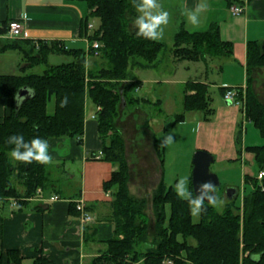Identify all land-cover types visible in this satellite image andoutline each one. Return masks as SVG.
I'll use <instances>...</instances> for the list:
<instances>
[{"label":"trees","instance_id":"16d2710c","mask_svg":"<svg viewBox=\"0 0 264 264\" xmlns=\"http://www.w3.org/2000/svg\"><path fill=\"white\" fill-rule=\"evenodd\" d=\"M80 1L88 7L81 30L90 41H99L98 54L94 49L68 48L62 43L43 40L38 41V48L35 49L28 39L19 40L28 43L25 61L29 67L37 64L47 66L40 73L0 74V96L12 99L9 112L0 122V200L15 197L18 198V205L24 204L38 187L43 190L51 185L46 165L36 162L26 165L11 160L9 153L13 146L6 143L7 138L13 134H23L25 140L37 136L47 140L80 137L84 133L85 103L89 101L95 108L100 106L94 111L101 140V158L114 166L110 177L103 181L104 190L111 194L114 235L105 241V251L94 258L93 264H162L166 259L171 264H254L250 255L264 253V143L244 146L254 155L257 173L262 170L263 174L261 178L257 177V173L254 176L243 175V189L238 203L234 201L239 194L237 190L232 198H227L222 210L209 206L198 221H193L188 203L176 196L173 184H167L161 174L151 194L153 217L148 216L145 211L146 197L132 195L129 190L130 171L125 140L117 120L121 106L151 102L149 98L135 95L141 80L133 77L131 69L156 66L158 53L165 44L135 35L136 30L130 25L137 15L132 0ZM227 1L229 5L232 3V0ZM89 16L98 19L97 26L91 22V29L88 28ZM5 47L22 46L16 41L7 43ZM51 52L67 54L71 60L48 64ZM86 53L93 59L87 70ZM172 53L177 61L200 60L207 64L208 56L231 58L233 45L220 37L216 22L209 23L203 30L192 31L181 22L173 34ZM262 65L264 40L247 41L246 84L244 92L241 90L238 93V107L241 122H252L264 137V102L252 87L253 71ZM205 69L207 72V65ZM209 86L208 81L200 78L184 81L183 111L174 114L170 126L184 121L186 111H201L204 119L213 116ZM21 87L31 91L18 106L14 97H17ZM227 87L242 86H218L222 97ZM65 96L68 104L61 107L60 102ZM52 98L54 109L49 113L47 103ZM151 103L156 105L159 114L163 112L161 99ZM241 135L239 130L236 138L239 153ZM154 145L163 164L164 147L157 140ZM188 178L192 188L191 173ZM219 196L222 197L221 194ZM33 208L39 209L40 206ZM69 208L77 212L72 201ZM7 256L15 264H21V256L16 249H9ZM35 262L49 264L40 256ZM259 264H264V255H261Z\"/></svg>","mask_w":264,"mask_h":264},{"label":"crops","instance_id":"0c3cea01","mask_svg":"<svg viewBox=\"0 0 264 264\" xmlns=\"http://www.w3.org/2000/svg\"><path fill=\"white\" fill-rule=\"evenodd\" d=\"M177 1L181 14L182 9H194L198 3L207 4V9L202 12L206 17L201 24L208 25L211 22L218 24L220 37L233 44V58L236 61L230 62L231 57L227 58L225 63L218 65L216 69L219 72V84L217 85L245 86L246 43L249 40H264V0H232L230 5L227 0H217L219 4L217 8L212 7L213 0ZM231 5L240 6L243 10L237 15H232ZM212 12H217V15L211 14ZM87 13L86 3L80 0H0V24L11 18L23 19L30 33L28 43H33L32 48L35 47L33 40L35 39L37 42L39 40L58 42L68 48L86 49L89 39L81 30V22ZM181 22L187 26L188 20L185 17V21ZM198 26L204 27L200 24ZM16 41L22 47H5L7 43ZM28 43L7 39L0 28V74H21L26 71L29 67L24 62ZM229 64H232L229 66L232 73L230 72L226 77L223 75V70ZM207 76L208 73L204 72L202 76L195 78L211 84ZM252 78L253 90L264 102V65L253 71ZM175 81V79L167 80L169 83ZM177 96L179 101H182L183 94L179 93ZM158 99H161L163 111L161 114L167 115L169 112L166 111L164 99ZM11 105L10 97L0 96V122L9 112ZM211 105L214 108L212 118L202 117L197 123L199 127L194 150L205 149L214 156L233 148L228 131L237 121L238 115L234 108L235 104H227L220 92L219 97L212 98ZM90 107L92 110L88 114L87 110ZM133 108L131 112L126 111L133 119L136 112L145 115L139 106ZM94 110V104L86 101L82 136L48 140L49 151L53 156V163L46 165L51 185L43 189V192L45 196L58 194L60 196L58 199L50 202L28 200L13 208L9 200H0V264H15L8 259L9 249L17 250L21 256V264H37L35 259L39 256L45 258L49 264H93L94 258L105 251L107 247L105 241L114 235V221L111 194L104 190L103 181L110 177L114 166L110 161L101 158L102 153L99 158L95 156L101 150V140L98 137L95 118L91 117ZM128 114L120 113L119 121ZM217 125L221 130L216 129ZM143 138L152 144L153 153L150 162L153 168L155 167L154 172H157L158 177H161V174L164 177V162L161 164L156 154L155 137L144 134ZM263 143L242 142L238 159L244 165L243 175L256 174L252 172L251 167L247 169L254 163V155L244 149V146ZM125 150L127 157V145ZM235 156L232 154L227 158L234 159ZM147 180L143 177V186ZM60 182L66 184L64 188L67 189V193L64 195L60 191ZM77 200L83 201L85 210L92 217L90 221L82 222L79 212L69 208L70 201L75 205ZM35 205H39L40 208L34 209Z\"/></svg>","mask_w":264,"mask_h":264},{"label":"rangeland","instance_id":"374dc122","mask_svg":"<svg viewBox=\"0 0 264 264\" xmlns=\"http://www.w3.org/2000/svg\"><path fill=\"white\" fill-rule=\"evenodd\" d=\"M159 2L163 6V8L170 14L169 24L164 28V37L161 40L164 42L165 47L158 53V62L156 66L149 68L133 67L131 69V72L134 78L141 80L140 87L137 91L134 92L135 95L144 98H149L151 102H154L158 98H163L165 102L166 111L169 113H167V115H160L157 112L155 104L151 102H144L137 106H139L140 109L145 112V115L142 116L141 113L136 112L133 119L132 116L128 114V112L134 110L133 105L128 106L127 104L121 106L120 113L123 112L124 114L128 115H126L121 121L117 120L118 127H120V130L122 131V134L124 136L125 147L127 145L128 149L126 159L128 161L130 171V180L128 182L130 193L138 197H146L147 207L145 208V211L150 217H153L150 201L151 194L154 189L153 187L157 185V181H159L160 177H158L157 172H154L155 167L153 168V165L150 162L151 153H153L151 150L152 144L150 141H147L143 138L144 134H150L151 136L155 137V140H157L161 144L163 136L171 132L174 138V142L169 146L164 147L163 153V168L165 172L164 180L167 184L174 185L176 180H178L180 177H188L192 171V157L195 152V144H197L196 135L198 133L199 127V124L197 123L200 119H202L203 113L201 111H186L184 121L177 122L171 127L170 122L172 120L173 115L175 113L183 111L182 101H179V97L177 95L179 93L182 94L183 82L187 79H194L196 76H202V74H204L205 72V65H207V77L208 80L211 82V84H209V92L212 98L219 97V89L217 85L219 84V72L216 68L219 64H223L228 60L225 57L210 58L208 56L206 59L207 64H205L204 61L200 60L177 61L172 53L173 34L178 30L179 23L182 20L185 21L186 16L181 14V11L178 9L177 0H159ZM213 2L214 4H212V7L217 8L219 6L218 1L213 0ZM223 3L225 4V1H223ZM183 10L184 9H182V11ZM211 14L217 15V12H212ZM205 17V13L200 14L199 24L201 26L206 25L201 24ZM89 20L94 24V26L98 25V19L96 16H89ZM132 22L130 24L131 26ZM174 24L176 25V27ZM208 25L201 28L199 26H193L188 22L187 26H185L184 24V27L192 31L203 30L207 28ZM173 28L174 30H172ZM85 58V70H87L92 65L91 63L93 59L92 57H90L89 53H86ZM70 60L71 57L64 53H49L48 55V64H58ZM231 61L236 62L233 58V55L230 59V62ZM98 62L101 63L102 60L99 59ZM46 66V64L33 65L31 67H28L25 72L40 73ZM229 66H232V64H229L228 67H225V69L223 70L224 73L222 72L223 75L226 77L229 76L230 72L232 71L229 70ZM169 79H175L176 81L169 83L167 82V80ZM174 99H176L175 103H173ZM168 101L169 103H167ZM53 102L54 101L52 98L47 103V112L49 113L53 112ZM235 106L236 107L234 108L237 112L238 119L235 124H232L228 131L230 135V140L233 144V148L226 149V151L223 153L215 154V159L210 164V170L216 173L219 178L220 185L217 186V192L218 194L222 195L221 198L224 200V203L227 201V198L224 196L225 188L227 186L237 188L239 194H237V196H235L234 198V201L236 203L240 201L241 191L243 189L242 183L244 165H242L238 159V157H240V153L238 152L239 144L237 143L236 139L238 131L241 130V142H264V137L261 135L259 129L252 122L248 120H244L243 123L241 122L242 117L240 110L237 108L238 105ZM91 110V107L87 110L88 114ZM127 110L128 112H126ZM165 126L166 129H163V127ZM216 129L221 130L219 125H217ZM232 154L236 155L235 158L228 159L227 156ZM250 167L252 172L257 173L258 168L255 162L253 164H250L247 169L249 170ZM143 177L148 179L147 182H145L144 186L142 182ZM59 184L61 187V194L64 195L65 193H67V189L64 188L66 184L63 182H60ZM223 206L217 210H222ZM166 210L168 213V205L166 206ZM192 219L193 221H198L199 217L192 216ZM162 264L170 263L166 259V262H163Z\"/></svg>","mask_w":264,"mask_h":264},{"label":"clouds","instance_id":"9594fccd","mask_svg":"<svg viewBox=\"0 0 264 264\" xmlns=\"http://www.w3.org/2000/svg\"><path fill=\"white\" fill-rule=\"evenodd\" d=\"M133 7L137 13L132 22L135 28V35L145 40L159 42L164 37V28L169 24L170 14L166 11L159 0H132ZM207 9V4L198 3L194 9H184L182 14L187 17L188 22L193 26L200 23V14ZM31 91V90H27ZM17 105L21 103L17 97H14ZM229 103L231 101H228ZM68 98L65 96L61 102V107H66ZM174 142L172 133L163 136L162 147H167ZM7 144L12 145L9 153L13 162H20L26 165L33 162L41 165H50L53 163V156L50 154L49 142L41 137H33L31 140H25L23 134H13L7 138ZM176 196L188 203L190 214L193 217H199L211 206L220 209L224 200L217 192V186L211 181H205L200 184L196 193L189 187V178L180 177L173 185ZM261 255L264 253H253L250 259L254 264H259Z\"/></svg>","mask_w":264,"mask_h":264},{"label":"built area","instance_id":"2783aa9c","mask_svg":"<svg viewBox=\"0 0 264 264\" xmlns=\"http://www.w3.org/2000/svg\"><path fill=\"white\" fill-rule=\"evenodd\" d=\"M231 12L234 15L239 14L243 9L240 6L237 5H231L230 6ZM93 27V24L91 22L88 23V28L91 29ZM0 28H2V30L4 31V35L7 37V39L10 40H24V39H29L30 38V33L29 30L27 28V25L25 23V21L21 18H11L9 20H7L5 23L0 24ZM34 40V46L37 49L38 48V42ZM100 43L98 40H88V43L86 45V50L89 51L90 49H94V52H97V48H99ZM242 86L240 87H227L226 91L224 92V99L227 101H231V104H235L238 105L239 101L237 100V96L239 91L242 90V92H244ZM100 106H96L95 109H99ZM92 118H95V111L92 113L91 115ZM101 155V152H99L97 156V158H99ZM263 174V171L260 170L257 173V177L261 178ZM59 198V195L57 194H52V195H48L45 196L43 190L38 187L34 193V195L28 197V200H33V201H37V202H50L53 200H56ZM9 204L10 206L16 207L18 205V198L15 197H9ZM75 208L76 210L79 212V218L82 222H88L92 219L91 215L88 213L87 210H85V205L83 203L82 200H77L75 202ZM168 262L171 264V261L169 259H167ZM163 262H166V260H164Z\"/></svg>","mask_w":264,"mask_h":264},{"label":"water","instance_id":"95a60500","mask_svg":"<svg viewBox=\"0 0 264 264\" xmlns=\"http://www.w3.org/2000/svg\"><path fill=\"white\" fill-rule=\"evenodd\" d=\"M27 87H21L17 93V99L22 100L28 97L29 91ZM226 103L229 102L226 100ZM214 156L205 149H196L192 157L191 184L193 192L196 193L200 184L205 181H211L216 186L220 185L219 178L216 173L210 170V164L213 162ZM237 193V188L227 186L224 196L228 199Z\"/></svg>","mask_w":264,"mask_h":264}]
</instances>
